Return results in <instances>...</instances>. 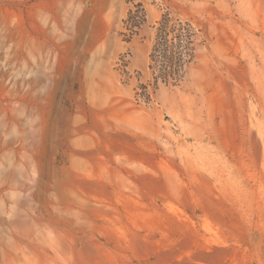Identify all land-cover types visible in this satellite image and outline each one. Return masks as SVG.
Masks as SVG:
<instances>
[{"label":"rangeland","instance_id":"1","mask_svg":"<svg viewBox=\"0 0 264 264\" xmlns=\"http://www.w3.org/2000/svg\"><path fill=\"white\" fill-rule=\"evenodd\" d=\"M0 264H264V0H0Z\"/></svg>","mask_w":264,"mask_h":264},{"label":"trees","instance_id":"2","mask_svg":"<svg viewBox=\"0 0 264 264\" xmlns=\"http://www.w3.org/2000/svg\"><path fill=\"white\" fill-rule=\"evenodd\" d=\"M128 10L123 25L128 38L137 34L146 20L141 3ZM194 28L188 20L173 19L169 12H164L157 20L155 40L149 57L148 68L151 70L153 87L159 84L177 85L184 75L186 67L194 57ZM145 94L147 84H141Z\"/></svg>","mask_w":264,"mask_h":264}]
</instances>
